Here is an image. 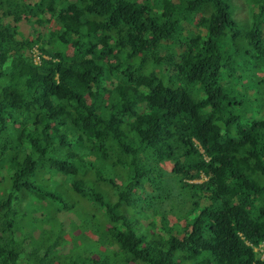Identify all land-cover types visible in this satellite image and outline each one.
Listing matches in <instances>:
<instances>
[{
    "label": "trees",
    "instance_id": "trees-1",
    "mask_svg": "<svg viewBox=\"0 0 264 264\" xmlns=\"http://www.w3.org/2000/svg\"><path fill=\"white\" fill-rule=\"evenodd\" d=\"M246 3L243 26L231 0H0V264H264V0ZM244 74L252 101L230 93ZM109 150L129 160L103 176ZM79 222L88 256L65 251Z\"/></svg>",
    "mask_w": 264,
    "mask_h": 264
},
{
    "label": "rangeland",
    "instance_id": "rangeland-1",
    "mask_svg": "<svg viewBox=\"0 0 264 264\" xmlns=\"http://www.w3.org/2000/svg\"><path fill=\"white\" fill-rule=\"evenodd\" d=\"M233 1L234 3V16L236 18V20L238 21V23L240 25H243V26H247L248 25V22L250 21V11H249V7L246 3V0H231ZM233 7V6H232ZM60 27L58 25H54V24H49L48 27L46 28V30H44V33H47V32H51V31H56L58 30ZM32 33L33 32H27V31H21V35L22 36H27V37H30L32 38ZM65 53L68 54V56L70 57H73V58H76L75 54H74V51H73V48H68L65 50ZM42 59H49V56L46 55L45 53H41V48L39 45L35 46L34 48V55H33V63L35 65H40ZM247 60L248 58L246 57L245 54H242L241 56V61H243L244 63H247ZM243 74V73H242ZM261 76L264 75V71H260L259 73ZM226 76H229L228 73L225 74ZM246 77L248 78V74H244V77L242 78L243 80H241V82H239V85L238 86H231L230 88V93H235L236 95H239V96H247V100L248 101H252L256 94V90H251V87L247 85V79ZM264 88V86H262ZM194 143L196 144V146L200 149H201V143H199L198 140H195ZM140 154V158L138 159L139 161H142L144 159V156ZM120 157L121 159H127L126 157H123L122 153L120 151H117V150H109V152H106V151H103V152H100L99 155H97L95 152H94V155H92L90 157V160L92 162V169L94 170H101V174L105 172V167L102 166V163L105 161H108L109 159H113L115 157ZM138 158V156H137ZM129 160V159H127ZM166 170H168L169 172H171L172 170V164H169V163H166L164 165H162ZM84 167L86 169L89 168V164L88 163H84ZM91 170V172L89 173V177L88 179L91 180V181H94L96 179V173L94 170H92L91 168H89ZM44 172V171H42ZM48 175V174H47ZM103 176H106L105 173ZM45 177H46V174H45ZM207 178L206 177H201L199 180L195 181V182H198V183H201L203 181H206ZM169 184H171L169 182ZM166 181H159V182H154L152 183V185L150 186V184L148 182H143V188L141 193L144 192L145 190H149V191H156V189L158 191H162L163 193H166L167 190L169 189V185ZM142 186V185H141ZM52 187H56V185H52ZM105 188L106 189H109L108 187V184L105 185ZM104 188V189H105ZM140 192V191H138ZM155 193V192H154ZM26 197V196H25ZM80 200H81V203L82 205H86V210L82 207L81 208V212L82 213H86L87 211H89V209L91 207H94V208H97V206L86 200V199H83L80 197ZM166 205L168 207V212L170 213V218L173 220V221H176L177 218H176V215L178 214L180 208H181V205H180V197L177 195V194H173L172 195V200L170 202H166ZM172 206V207H171ZM171 207V208H170ZM99 209V208H98ZM176 210V211H173V210ZM60 217V216H59ZM54 220H55V216H54ZM60 220H62V217H60ZM49 223L50 221H44V225L45 226H49ZM150 222L148 220H144L143 221V225L147 226ZM176 228H180V226L178 225ZM87 230V231H86ZM83 231V224L82 222H79V223H74V224H71V226H68L67 224V234H69L71 236V242H69V244L67 245V248L65 249V251H68L70 249H76L78 248V252H80L81 255H90L89 252H88V244L93 241H96L98 242V236L88 232V229L85 228L84 231ZM89 238H91L89 240ZM62 239L64 240H68V238L66 236L62 237ZM105 249V248H103ZM256 251H262L264 252V244L261 245L259 248L256 249ZM107 253V252H106ZM80 255V257H81ZM97 257V256H96ZM95 259V258H94ZM98 259V258H96ZM35 264V263H34Z\"/></svg>",
    "mask_w": 264,
    "mask_h": 264
},
{
    "label": "clouds",
    "instance_id": "clouds-1",
    "mask_svg": "<svg viewBox=\"0 0 264 264\" xmlns=\"http://www.w3.org/2000/svg\"><path fill=\"white\" fill-rule=\"evenodd\" d=\"M233 2V1H232ZM33 55H34V50H33ZM144 221V220H143ZM143 225V224H142ZM149 225V224H148ZM147 225V226H148ZM145 226V225H144ZM149 229V227L148 228H146V229H144V230H148ZM144 230H142V231H144Z\"/></svg>",
    "mask_w": 264,
    "mask_h": 264
}]
</instances>
